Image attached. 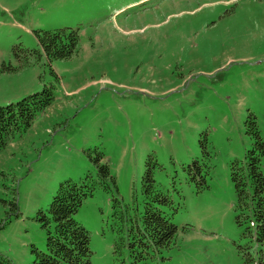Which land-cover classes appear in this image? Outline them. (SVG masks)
<instances>
[{"label":"rangeland","instance_id":"374dc122","mask_svg":"<svg viewBox=\"0 0 264 264\" xmlns=\"http://www.w3.org/2000/svg\"><path fill=\"white\" fill-rule=\"evenodd\" d=\"M59 27L79 31V51L35 61V32ZM51 68L55 101L0 152L1 253L31 264V245L46 249L38 211L60 182L90 177L75 217L92 264H264L232 179L256 145L253 120L264 142V0H0V106L55 83ZM150 155L180 231L136 261L128 214L143 213Z\"/></svg>","mask_w":264,"mask_h":264},{"label":"trees","instance_id":"16d2710c","mask_svg":"<svg viewBox=\"0 0 264 264\" xmlns=\"http://www.w3.org/2000/svg\"><path fill=\"white\" fill-rule=\"evenodd\" d=\"M40 50H32L30 54L40 58L42 54L48 61L66 60L73 57L80 46L79 31L73 27H59L35 32ZM30 57L22 62L19 67L3 66L2 72H16L18 68L30 65ZM55 76V83L44 84L40 91L25 96L21 100L0 106V152L12 141L21 138L24 132L33 124L36 116L50 106L56 99L58 75L51 68ZM255 119V116H253ZM251 130L258 137L256 145L251 147L246 154L244 165L235 162L232 179L238 195L237 222L248 219L252 229L258 232L260 238L264 237V174L261 158L264 156V142L256 121ZM97 162L104 155L97 152ZM153 155L149 156L147 168L143 177V213L138 217L137 208L133 214H128L130 227L129 248L131 255L138 261L146 259L145 255H152L176 245L179 226L172 223L167 214V209L173 208L169 195L159 187L154 177ZM98 174L110 177L107 164H103ZM116 186V181L111 176ZM87 180L78 183L72 179L60 182L49 208L39 210L37 221L46 233V249L41 250L31 245L34 259L31 264H92L93 251L90 246L89 231L77 221L75 214L84 199L92 195L93 190ZM118 200V199H117ZM116 200V201H117ZM119 205L115 207H122ZM124 217V216H123ZM250 231V227L248 228ZM138 249V250H137ZM134 253L141 254L136 256ZM0 264H13L12 260L0 252Z\"/></svg>","mask_w":264,"mask_h":264}]
</instances>
